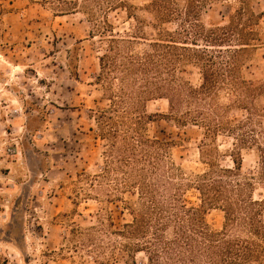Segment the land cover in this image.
Instances as JSON below:
<instances>
[{"label": "trees", "instance_id": "1", "mask_svg": "<svg viewBox=\"0 0 264 264\" xmlns=\"http://www.w3.org/2000/svg\"><path fill=\"white\" fill-rule=\"evenodd\" d=\"M213 1L150 0L139 7L132 0H84V14L110 33L96 77L109 101L96 115L99 136L110 141V166L123 172V189L137 196L128 207L132 220L121 229L109 218L111 264L118 252L124 264H264V193L256 196L258 185L264 189V79L246 74L264 44L263 15L241 0L226 24L208 26L203 12ZM119 9L133 22L123 33L109 20ZM171 23L174 29L165 27ZM142 40L147 47L139 48ZM188 67L198 70L199 83L185 76ZM160 99L168 101V113H149L148 103ZM159 119L203 130L204 169L174 160L177 141L150 133ZM221 135L233 139L232 167L217 159ZM243 149L257 153L252 176L242 175ZM212 210L224 213L220 228L208 221ZM142 253L146 259L138 261Z\"/></svg>", "mask_w": 264, "mask_h": 264}, {"label": "rangeland", "instance_id": "2", "mask_svg": "<svg viewBox=\"0 0 264 264\" xmlns=\"http://www.w3.org/2000/svg\"><path fill=\"white\" fill-rule=\"evenodd\" d=\"M73 1L0 0V264H111L109 218L121 229L132 220L129 205L137 203V196L123 189V172L117 175L110 166V141L99 136L96 119L109 103L96 77L110 33H101V22L84 14V0ZM245 1L263 15L264 33V0ZM149 2L132 0L139 7ZM240 5L241 0H214L203 20L208 26L226 24ZM137 12L155 21L144 9ZM109 20L120 33L133 23L122 9L109 12ZM146 30L154 37V29ZM246 74L264 79V44ZM185 76L200 81L194 67ZM168 111L165 99L148 103L149 113ZM150 133L177 141L172 153L178 164L204 169L200 127L159 119L150 124ZM217 145L218 161L232 167L233 139L221 135ZM242 158V175L255 174L257 153L243 149ZM257 187L260 197L264 189ZM207 217L215 228L222 226V211L212 210ZM118 253L116 264H124L125 254ZM137 258L146 259L143 253Z\"/></svg>", "mask_w": 264, "mask_h": 264}, {"label": "flooded vegetation", "instance_id": "3", "mask_svg": "<svg viewBox=\"0 0 264 264\" xmlns=\"http://www.w3.org/2000/svg\"><path fill=\"white\" fill-rule=\"evenodd\" d=\"M14 214H15V212L13 211V212H12V216H13V217H14ZM13 217H12V218H13Z\"/></svg>", "mask_w": 264, "mask_h": 264}]
</instances>
